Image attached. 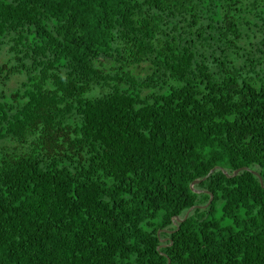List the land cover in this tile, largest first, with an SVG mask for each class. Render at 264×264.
I'll return each instance as SVG.
<instances>
[{
	"label": "trees",
	"instance_id": "trees-1",
	"mask_svg": "<svg viewBox=\"0 0 264 264\" xmlns=\"http://www.w3.org/2000/svg\"><path fill=\"white\" fill-rule=\"evenodd\" d=\"M0 56V264H264V0H0Z\"/></svg>",
	"mask_w": 264,
	"mask_h": 264
},
{
	"label": "rangeland",
	"instance_id": "rangeland-1",
	"mask_svg": "<svg viewBox=\"0 0 264 264\" xmlns=\"http://www.w3.org/2000/svg\"><path fill=\"white\" fill-rule=\"evenodd\" d=\"M2 59V57L0 56V60ZM21 80V77H14L10 83H9V86L12 87V86H15L17 85V83ZM216 208H215V215L216 217H220L221 215V209H220V205L219 203L217 205H215ZM224 223H226V221H224Z\"/></svg>",
	"mask_w": 264,
	"mask_h": 264
},
{
	"label": "water",
	"instance_id": "water-1",
	"mask_svg": "<svg viewBox=\"0 0 264 264\" xmlns=\"http://www.w3.org/2000/svg\"><path fill=\"white\" fill-rule=\"evenodd\" d=\"M215 168V167H214ZM213 168V169H214ZM213 169H211L210 171H209V173L213 170ZM222 169V168H221ZM242 169H247L246 167H243ZM223 170V169H222ZM239 171V169H236L233 173H232V175H235L237 172ZM223 172L225 173V174H227V172L226 171H224L223 170ZM208 173V174H209ZM255 173V172H254ZM199 180H194L192 183H191V185L192 184H194V183H196V182H198ZM210 199H211V196H210V198H209V201H210ZM208 201V202H209ZM198 206H200V207H203V206H205V205H198ZM194 207V206H193ZM193 207H190V209L189 210H191ZM189 210L185 213V215H184V217L183 218H186V216L188 215V212H189ZM182 218V219H183ZM181 218H178V217H176V221H180V220H182Z\"/></svg>",
	"mask_w": 264,
	"mask_h": 264
}]
</instances>
